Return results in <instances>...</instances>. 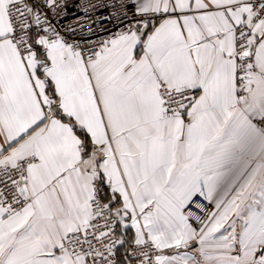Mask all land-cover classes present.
Returning <instances> with one entry per match:
<instances>
[{
	"label": "snow or ice",
	"instance_id": "1",
	"mask_svg": "<svg viewBox=\"0 0 264 264\" xmlns=\"http://www.w3.org/2000/svg\"><path fill=\"white\" fill-rule=\"evenodd\" d=\"M0 264H264V0H0Z\"/></svg>",
	"mask_w": 264,
	"mask_h": 264
},
{
	"label": "built area",
	"instance_id": "2",
	"mask_svg": "<svg viewBox=\"0 0 264 264\" xmlns=\"http://www.w3.org/2000/svg\"><path fill=\"white\" fill-rule=\"evenodd\" d=\"M89 25L88 24H85V27L87 28Z\"/></svg>",
	"mask_w": 264,
	"mask_h": 264
}]
</instances>
